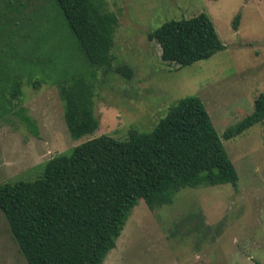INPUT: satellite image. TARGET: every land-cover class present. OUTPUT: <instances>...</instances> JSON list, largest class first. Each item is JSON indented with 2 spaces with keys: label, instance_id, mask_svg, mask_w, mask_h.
<instances>
[{
  "label": "rangeland",
  "instance_id": "1",
  "mask_svg": "<svg viewBox=\"0 0 264 264\" xmlns=\"http://www.w3.org/2000/svg\"><path fill=\"white\" fill-rule=\"evenodd\" d=\"M7 1L0 0V68L7 90L18 78L22 93L15 99L6 90L0 100V184L32 180L49 158L99 135L148 132L177 100L195 95L236 170V188H181L153 210L138 200L102 264H264V120L222 137L264 92V0H104L117 17L112 66L128 65L129 79L87 62L55 0H35L17 24ZM201 12L224 48L187 66L162 61L148 32ZM77 74L93 78L98 127L72 139L58 83ZM0 264H26L1 211Z\"/></svg>",
  "mask_w": 264,
  "mask_h": 264
},
{
  "label": "trees",
  "instance_id": "2",
  "mask_svg": "<svg viewBox=\"0 0 264 264\" xmlns=\"http://www.w3.org/2000/svg\"><path fill=\"white\" fill-rule=\"evenodd\" d=\"M20 1L8 0L6 5L16 24L35 3ZM55 1L87 62L105 73L113 70L131 78L128 65L112 66L117 17L106 9L105 1ZM239 18L234 16L233 30ZM147 37L158 44L162 61L179 67L224 48L204 12L167 20ZM5 72L0 68V100L8 88ZM12 80L7 91L16 99L22 93L21 80ZM58 94L72 139L96 130L93 78L74 75L58 83ZM263 120L264 92L255 97L252 113L227 127L222 137L237 136ZM42 166L32 180L0 184V211L26 264H102L138 200L153 210L169 204L181 188L219 184L236 188L238 179L221 137L195 95L177 100L148 132L130 128L123 140L102 134L52 156Z\"/></svg>",
  "mask_w": 264,
  "mask_h": 264
}]
</instances>
